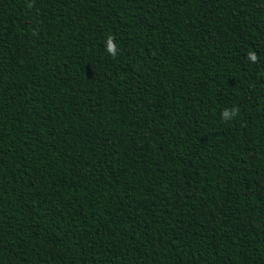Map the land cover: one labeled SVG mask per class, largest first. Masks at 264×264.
I'll return each instance as SVG.
<instances>
[{
	"label": "trees",
	"instance_id": "1",
	"mask_svg": "<svg viewBox=\"0 0 264 264\" xmlns=\"http://www.w3.org/2000/svg\"><path fill=\"white\" fill-rule=\"evenodd\" d=\"M0 264H264V0H0Z\"/></svg>",
	"mask_w": 264,
	"mask_h": 264
},
{
	"label": "clouds",
	"instance_id": "2",
	"mask_svg": "<svg viewBox=\"0 0 264 264\" xmlns=\"http://www.w3.org/2000/svg\"><path fill=\"white\" fill-rule=\"evenodd\" d=\"M225 115H227V113H225Z\"/></svg>",
	"mask_w": 264,
	"mask_h": 264
}]
</instances>
